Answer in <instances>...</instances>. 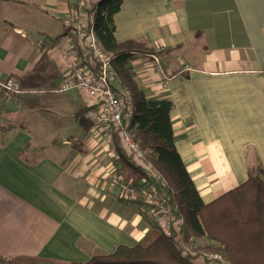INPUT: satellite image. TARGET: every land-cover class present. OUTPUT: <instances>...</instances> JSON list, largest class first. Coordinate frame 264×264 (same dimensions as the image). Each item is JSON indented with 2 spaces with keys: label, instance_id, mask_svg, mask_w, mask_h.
I'll return each instance as SVG.
<instances>
[{
  "label": "crops",
  "instance_id": "crops-1",
  "mask_svg": "<svg viewBox=\"0 0 264 264\" xmlns=\"http://www.w3.org/2000/svg\"><path fill=\"white\" fill-rule=\"evenodd\" d=\"M75 2L0 0V81L32 91L4 103L0 88V264L85 263L160 234L146 204L120 198L119 160L97 145L81 95L55 92L40 43L64 32ZM114 25L117 41L156 52L129 65L147 98L172 102L174 146L203 203L264 167V0H123ZM38 102L57 114L27 115Z\"/></svg>",
  "mask_w": 264,
  "mask_h": 264
},
{
  "label": "trees",
  "instance_id": "trees-1",
  "mask_svg": "<svg viewBox=\"0 0 264 264\" xmlns=\"http://www.w3.org/2000/svg\"><path fill=\"white\" fill-rule=\"evenodd\" d=\"M78 1L68 9L76 8L87 18L88 24L89 16H92V31L97 43L110 55L119 81L130 90L133 106L130 131L133 140L162 174L172 213L183 220L184 239L194 250L218 253L230 264H264V167L257 165L248 168L244 182L212 201L203 203L174 146L170 119L172 102L167 98H147L129 65L135 55H155L156 52L142 40L115 39L114 15L123 0H96L94 3L88 0L87 8V4L79 5ZM66 32L64 28L60 36ZM59 37L49 39V45ZM59 76L61 78L60 72ZM19 89L23 92L11 94L6 103L32 92ZM114 173L123 180L141 182V186L152 182L149 175L122 152ZM130 201L142 203L138 198ZM78 264L193 263L190 256L181 253L175 237H166L160 232L149 243L119 246L110 254H97L87 262Z\"/></svg>",
  "mask_w": 264,
  "mask_h": 264
},
{
  "label": "built area",
  "instance_id": "built-area-1",
  "mask_svg": "<svg viewBox=\"0 0 264 264\" xmlns=\"http://www.w3.org/2000/svg\"><path fill=\"white\" fill-rule=\"evenodd\" d=\"M79 0L77 4H87ZM89 7V3L85 8ZM63 27L67 32L52 45L41 42L56 62L61 78L55 92L77 91L87 107L86 117L92 122L91 133L102 150L107 147L113 161H118L120 153L130 158L132 163L146 172L152 182L141 186L133 179L113 178L119 187L122 199H140L157 217V226L166 237H175L183 255L191 257L193 264H230L222 255L205 250H194L180 235L183 220L172 213L171 205L164 191L162 174L146 157L133 140L130 120L133 115L132 97L127 87L122 86L111 64V57L97 43L92 31V16L87 18L74 7L63 16ZM161 72L157 60L151 66ZM6 103L11 94H20L17 82L6 78L0 82ZM27 92V91H25Z\"/></svg>",
  "mask_w": 264,
  "mask_h": 264
},
{
  "label": "rangeland",
  "instance_id": "rangeland-1",
  "mask_svg": "<svg viewBox=\"0 0 264 264\" xmlns=\"http://www.w3.org/2000/svg\"><path fill=\"white\" fill-rule=\"evenodd\" d=\"M31 108V110L32 111H29V112H27L26 114L27 115H30L32 118H34L33 116L35 115L36 116V114H35V112H37V113H39L40 115H39V117H41V118H43V119H45V118H48V119H50L51 118V116H50V113L52 112L53 114H57V112L56 111H53V110H51V109H48V108H44L43 107V104L41 103V102H38L37 104H36V106H32V107H30ZM50 112V113H49ZM20 118V115L18 114L16 117H14V121H19V120H17V119H19ZM42 119V120H43ZM48 119H46V120H48ZM26 121H28V122H30L31 121V119L30 118H27L26 120H25V123H26ZM8 126V125H7ZM3 128H6V126H3ZM50 126H48V128H47V131H50ZM61 137H59V139H60ZM58 139V140H59ZM58 143H60V140H59V142ZM195 250H201V249H196L195 248Z\"/></svg>",
  "mask_w": 264,
  "mask_h": 264
}]
</instances>
